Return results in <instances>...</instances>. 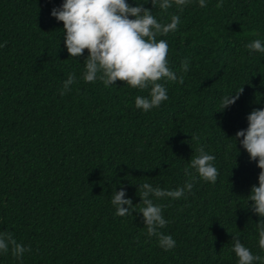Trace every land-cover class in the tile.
<instances>
[{
  "label": "trees",
  "instance_id": "trees-1",
  "mask_svg": "<svg viewBox=\"0 0 264 264\" xmlns=\"http://www.w3.org/2000/svg\"><path fill=\"white\" fill-rule=\"evenodd\" d=\"M127 2L163 24L179 15L178 30L157 39L178 76L189 61L183 84L160 81L168 100L148 112L135 99L149 90L84 82L87 50L69 57L63 22L51 16L63 0H0V233L31 248L20 259L0 253V264H238L233 235L264 258L247 197L260 169L235 139L264 108V53L246 47L264 43V0H192L183 12ZM70 73L76 83L61 95ZM200 146L216 157L217 182L197 177L186 199L153 198L169 222L160 231L176 241L164 251L147 235L139 186L183 187ZM121 187L132 215L115 214Z\"/></svg>",
  "mask_w": 264,
  "mask_h": 264
},
{
  "label": "clouds",
  "instance_id": "clouds-1",
  "mask_svg": "<svg viewBox=\"0 0 264 264\" xmlns=\"http://www.w3.org/2000/svg\"><path fill=\"white\" fill-rule=\"evenodd\" d=\"M151 5H157L163 11L176 6L183 12L184 7L192 0H150ZM200 7H206V0H198ZM136 4L131 6L127 0H63L60 7H54L51 16L63 22L64 45L69 57L79 58L87 50L83 80L85 83L103 82L105 87L120 81L133 89L149 90V97L137 96L135 106L144 112L158 108L168 100L166 87L160 83L167 80L173 83H184V73L189 71V61L181 63V75H177L169 67V45L158 36H165L178 30L180 16L172 15L171 22L163 24L153 16L151 9ZM222 7V3L217 4ZM6 46V42L0 47ZM250 51L264 53V43L259 39L247 44ZM76 83L75 73H70L63 82L61 95L71 90ZM243 93L241 87L235 95H225L220 104L223 112L234 105ZM248 127L236 132L235 139L248 153L250 161H256L260 169L258 186L251 187L247 196L252 213L260 217L257 222L258 244L264 250V108L253 109L247 116ZM198 140L199 137H193ZM198 155L193 156L185 169V175L191 177L183 187L175 190H164L143 183L140 188L139 209L144 226L149 237L156 236L159 246L164 251L175 248L176 241L171 235H165L160 229L169 223L162 215L164 205L154 203V199L187 198L186 192H191L193 182L199 179L215 184L219 176L214 166L216 157L205 151L204 146L197 149ZM195 170V174L193 171ZM111 203L116 208V215L123 217L132 215L135 209L131 198H126V189L121 187L115 191ZM127 205V207H125ZM235 241L232 251L238 258V264H264V258L254 255L244 246L238 236L233 235ZM11 254L20 259L31 248H25L18 243L11 233H0V253Z\"/></svg>",
  "mask_w": 264,
  "mask_h": 264
}]
</instances>
